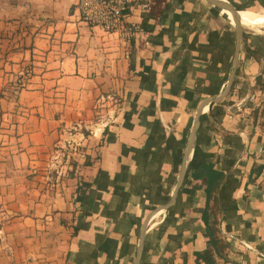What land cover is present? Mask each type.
Here are the masks:
<instances>
[{
  "label": "crops",
  "instance_id": "obj_1",
  "mask_svg": "<svg viewBox=\"0 0 264 264\" xmlns=\"http://www.w3.org/2000/svg\"><path fill=\"white\" fill-rule=\"evenodd\" d=\"M228 1L244 23L233 84L202 110L171 199L194 112L229 78L230 13L163 0L130 11L144 31L121 41L80 19L77 0H0V264H207L195 256L205 183L189 171L216 159L214 264H264V165L248 179L264 163V24L247 23L264 0ZM69 140L83 156L58 158Z\"/></svg>",
  "mask_w": 264,
  "mask_h": 264
},
{
  "label": "trees",
  "instance_id": "obj_2",
  "mask_svg": "<svg viewBox=\"0 0 264 264\" xmlns=\"http://www.w3.org/2000/svg\"><path fill=\"white\" fill-rule=\"evenodd\" d=\"M153 5L151 10L155 13L161 11L163 0H152ZM249 51L254 52L253 49L248 48ZM200 119H205V114L200 115ZM216 160L200 161L190 167L189 177L194 183V186H199L201 182L205 183V203L201 213V218L204 221V235L206 236L207 246L201 251H196V260L199 263L203 260L207 264L215 263V254L221 255V247L226 243L221 236L219 221L222 217V209L219 199V187L224 180L226 174L216 166ZM264 163L253 164L250 169L248 179H252L258 175L263 168ZM89 185L88 181H81L77 185L76 199L81 200L82 195Z\"/></svg>",
  "mask_w": 264,
  "mask_h": 264
},
{
  "label": "built area",
  "instance_id": "obj_3",
  "mask_svg": "<svg viewBox=\"0 0 264 264\" xmlns=\"http://www.w3.org/2000/svg\"><path fill=\"white\" fill-rule=\"evenodd\" d=\"M77 13L80 19L100 26L105 32L117 34L121 41L139 36L144 31L140 22L128 21L127 15L135 9L149 10L150 0H77ZM102 117L100 116L99 121ZM80 142L72 140L68 142L63 156L69 160L72 156H83L84 152L79 148ZM59 155V152L57 153Z\"/></svg>",
  "mask_w": 264,
  "mask_h": 264
},
{
  "label": "water",
  "instance_id": "obj_4",
  "mask_svg": "<svg viewBox=\"0 0 264 264\" xmlns=\"http://www.w3.org/2000/svg\"><path fill=\"white\" fill-rule=\"evenodd\" d=\"M207 1L213 5H216L220 8L227 9L231 12L232 22H233L234 29H235V46H234V53H233V58H232V67H231V70L229 73V78H228L227 84L223 88V90L221 92H219L218 94H216L215 96L208 98L206 100H203L198 105V107L196 108V110L194 112V115L192 118V123H191V128H190L189 141H188L187 147H186L185 152H184L182 169H181V174H180V180H179V182H178V184H177V186H176V188H175V190L171 196V199L174 197L177 190L179 189L180 184L183 181V178L185 175V169H186V165H187V159H188V156H189V154L192 151V148L194 146L196 128L198 125V121H199L201 112L203 110L202 107L206 102H208V109H210L215 102H218L219 100H221L223 97H225L229 93L231 86L233 84V79H234V75H235V71H236L237 63H238L239 48H240V41H241V31H242V24H243V22L241 21V15L239 13V11L241 9L234 7L231 4V2H229L228 0H207ZM146 221H147V218L144 222L143 229H142V232H141V235L139 238L138 247H137L138 252L141 248V243H142V239L144 236V230L146 227ZM137 258H138V256L135 258L134 264H138Z\"/></svg>",
  "mask_w": 264,
  "mask_h": 264
},
{
  "label": "bare ground",
  "instance_id": "obj_5",
  "mask_svg": "<svg viewBox=\"0 0 264 264\" xmlns=\"http://www.w3.org/2000/svg\"><path fill=\"white\" fill-rule=\"evenodd\" d=\"M221 10H226V11H228L229 13H230V15H231V12L229 11V10H227V9H224V8H221ZM241 15V14H240ZM232 17V16H231ZM250 20V19H249ZM241 21L243 22V18H242V16H241ZM247 23H251V24H264V19L263 20H261V21H255V22H251V21H247ZM208 107V102H206L204 105H203V107H202V109H206Z\"/></svg>",
  "mask_w": 264,
  "mask_h": 264
},
{
  "label": "rangeland",
  "instance_id": "obj_6",
  "mask_svg": "<svg viewBox=\"0 0 264 264\" xmlns=\"http://www.w3.org/2000/svg\"><path fill=\"white\" fill-rule=\"evenodd\" d=\"M243 24H244V23H243ZM69 141L71 142L72 140H69ZM69 141H67V142L65 143V145L62 146V151H60V150L58 151V152H59L58 158L61 159V157H62V158L64 157L62 154H63L65 148L67 149V147H68V142H69ZM80 149H81V145H80ZM81 150H82V149H81Z\"/></svg>",
  "mask_w": 264,
  "mask_h": 264
}]
</instances>
